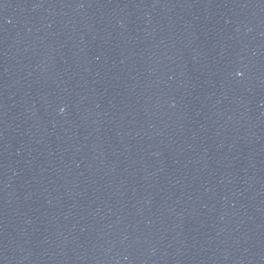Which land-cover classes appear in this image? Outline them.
Listing matches in <instances>:
<instances>
[{"label":"water","instance_id":"obj_1","mask_svg":"<svg viewBox=\"0 0 264 264\" xmlns=\"http://www.w3.org/2000/svg\"><path fill=\"white\" fill-rule=\"evenodd\" d=\"M0 264H264V0H0Z\"/></svg>","mask_w":264,"mask_h":264},{"label":"clouds","instance_id":"obj_2","mask_svg":"<svg viewBox=\"0 0 264 264\" xmlns=\"http://www.w3.org/2000/svg\"><path fill=\"white\" fill-rule=\"evenodd\" d=\"M64 111V109H61V112H63Z\"/></svg>","mask_w":264,"mask_h":264}]
</instances>
